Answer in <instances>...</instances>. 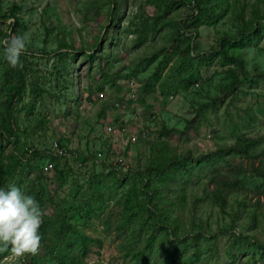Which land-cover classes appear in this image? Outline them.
Instances as JSON below:
<instances>
[{
    "label": "rangeland",
    "instance_id": "rangeland-1",
    "mask_svg": "<svg viewBox=\"0 0 264 264\" xmlns=\"http://www.w3.org/2000/svg\"><path fill=\"white\" fill-rule=\"evenodd\" d=\"M116 1L118 5L113 14L114 21L109 22L110 0H0V16L7 14L4 21L0 19V41L9 38V34H26L29 62L27 88L23 97L12 104L20 140L6 143L4 137L0 136V142L6 143L7 152L16 148L26 158L33 157V152L39 151L32 163L33 166L43 167V170L51 163L55 141L64 143L67 148L65 155L57 156V160L52 161L57 171L54 167L44 170V178L54 192L56 204L65 210L68 218L85 234L99 237L102 241L100 244L90 243L91 249L84 264H264V255L260 251L234 247L237 256L232 258L230 246L235 236L234 230L231 231L230 215L221 214L207 199L200 198L193 202L195 196L203 195L207 179L187 190L186 206L176 214L180 215V222L187 226L194 221L192 218L201 220L204 227L207 222L209 234L206 238L200 237L198 242L193 236L183 239L189 243V247L180 256L177 254L182 250L180 242L174 247L171 243L173 240L163 239L158 231L152 249L144 251L146 234L142 233L137 238V225L118 230L122 210L118 196L97 213L83 201L75 200L76 194L83 193L90 180L100 172L107 174L112 166L119 170L123 165L141 167L149 155L150 142L158 138L157 130L161 125L164 123L177 130L182 129L186 120L194 116L198 103L218 92L227 68L217 57L209 58L211 54L207 55L219 37L231 28L227 20L215 27L199 22L194 27L183 28L177 37L174 25L169 21L141 41L134 31L138 22L159 10L150 0ZM14 4L21 7L17 12L20 24L15 32L9 26V10ZM192 11L193 7L185 2L173 4L165 19H187ZM185 37L194 40L195 54L201 55L199 67L202 76L199 84L188 90L177 89L164 96L159 90L145 93L143 85L162 57V50L174 46L178 41H187ZM63 41L72 45L73 52L68 48L70 52L66 51L67 54L61 56L59 52L65 50L60 47ZM95 45L97 48L94 50ZM97 49L95 58L88 57V52ZM205 53L206 57L203 55ZM241 53L250 74L258 71L264 73V39L257 46L241 47ZM2 56L0 46V60ZM2 69L0 62V71ZM163 75L171 79L170 66ZM250 88L262 94L253 97L248 94L235 105L231 104L229 109L234 120H239L238 114L245 115L244 108L248 106L256 116L240 131L249 135H264V78L261 77ZM132 91L134 96H131ZM138 97H142L143 102ZM2 99L5 96L0 97V105ZM225 104L222 103L217 114L212 113L213 125L202 120L196 129L179 134L175 131L169 137L170 143L178 149L191 147L200 151L214 148L219 143L234 142L238 132H231L225 124ZM3 108L6 109V106ZM116 117L126 130L108 133V124L119 127L118 122L114 121ZM142 129H145L146 135L139 133L137 136L142 143L135 140L130 142L131 134ZM90 151L98 155L99 166L95 165V159H91ZM99 152H102V156H99ZM84 157L90 159L85 161ZM233 162H242L249 168L246 160L236 157ZM38 175L39 170L26 175L22 190L26 191L33 182H37ZM243 183L247 188L249 204L259 198V220L253 227L247 226L248 223L252 224V220L243 212L234 229L237 233L254 234L264 242V222L260 214L264 211L262 180L248 172L243 177ZM258 187L261 188L258 190ZM173 195L170 196L174 198ZM54 207L46 205V209ZM134 238L136 242L132 243ZM192 254H199L198 259H193ZM43 255L44 251L39 254V264H51L48 259L44 260ZM2 259L0 264H8ZM16 262L13 264H18Z\"/></svg>",
    "mask_w": 264,
    "mask_h": 264
},
{
    "label": "trees",
    "instance_id": "trees-1",
    "mask_svg": "<svg viewBox=\"0 0 264 264\" xmlns=\"http://www.w3.org/2000/svg\"><path fill=\"white\" fill-rule=\"evenodd\" d=\"M110 1L112 6L108 20L113 22V14L117 9L118 2ZM150 1L159 11L150 17H142L138 22L134 31L141 41L169 21L174 25L175 37L181 35L183 28L194 27L199 22L214 27L224 20L229 22L231 28L219 37L211 52L207 53V55L211 54L209 58L217 57L222 66H227L223 72L224 78L218 86V92L198 103L194 116L186 120L182 129L177 130L164 123L161 125L157 130L158 138L150 142L149 155L141 167L130 168L123 165L119 170L116 166L113 167L112 164H109L112 166L109 173L100 172L93 180H90L83 193L76 194L75 200L83 201V204L94 209L97 213L103 210L107 202L118 196V201L122 205L121 222L117 225L118 230L133 228L137 225V238L142 233L146 234L143 244L144 251L152 249L155 233L158 231L163 239L173 240L171 243L174 247L178 241L180 242L182 250L180 249V252L177 253L180 256L189 247V243L183 239L193 236L198 242L200 237L206 238L209 234L207 222L204 227L201 220L195 221L192 218L194 221L187 226L180 222V215L176 214L186 206L187 190L207 179L208 182L203 187V195L195 196L193 202L200 198L207 199L212 206L218 208L221 214L230 215L231 231L234 230L235 236L230 246L232 258L237 256L234 247L242 250L249 249L252 252L260 251L264 255L263 241L258 240L254 234L237 233L234 229L243 212L247 214L249 220H252V224L248 223L247 226L253 227L259 220L257 212L259 198L254 203H248L247 188L243 183V177L248 172H252L254 176L262 180L264 192V135H249L240 131L256 116L248 106L244 108L245 115L238 114L239 120H234L233 113L229 109L231 104L235 105V102L248 94L252 97L262 94L251 90L250 85L257 83L261 77L264 78V73L258 71L253 75L250 74L241 53V47L257 46L264 39V0H192L193 3L191 0ZM182 2L193 7L192 15L183 20L165 19L171 6ZM20 8L18 4H14L9 10L11 19L9 26L13 32L17 31L20 24V16L17 14ZM6 18L7 14L0 16L2 21ZM185 39L187 41H178L174 46L162 50V57L143 85L145 93L159 90L160 94L164 96L174 93L177 89L188 90L199 84L202 76L199 67L201 55L195 54L194 40L188 37ZM182 42L185 43L180 46ZM0 46L3 50V45ZM60 47L65 49L59 52L61 56L66 55V51L69 49L72 51V45L70 46L64 41L61 42ZM96 48L95 45L94 50ZM94 50L86 51L88 57H96L95 52H98V49ZM26 53L27 51L20 56L22 68L11 67L4 59V55L0 60L3 64V69L0 71L2 73L0 75V97L5 96V99H2V105L6 106L4 109L0 105V136L4 137L6 143L8 141L17 143L20 140L12 104L17 98L23 97L28 85L26 71L29 62ZM203 55L205 56L206 53ZM174 59H176L175 62L171 63ZM168 66L172 72L171 79L168 75L165 78L163 75ZM100 88L102 89V86ZM138 100L143 102L144 99L138 97ZM224 102L226 103L225 124L230 127L231 132H238L234 136V142L219 143L214 148L200 151L191 147L178 149L177 146L170 143L169 137L175 131H178L179 134L186 133L189 129H196L202 120L213 125L212 113L217 114ZM114 121L118 122L120 126L122 125L119 118H114ZM140 131L135 135H140ZM137 139L134 142L142 143V139L139 141ZM129 140L133 142L130 137ZM6 143L0 142V188L7 187L12 183L22 188L25 176L34 170H39L37 182H33L25 192L35 197L44 212L43 222L40 226V234L43 238L40 253L44 251V260L48 259L51 264H84L91 249L90 243L99 242L100 244L102 243L101 239L85 234L68 218L65 210L56 204L54 192L44 178L43 167L33 166L32 163L40 152L34 151L33 157L26 158L23 154H19L16 148L7 152L5 150ZM59 145L65 147L64 143H59ZM112 154H114L113 151ZM97 156L94 151H90V157H93L91 159H95V165L99 166ZM236 157L248 161L249 168L242 162H233ZM89 159L84 157L85 161ZM56 160L57 155L53 151L51 163L53 164L52 161ZM102 165L105 166L104 163ZM53 167L55 170L57 169L56 164ZM124 186L126 187L120 194V190ZM172 193L174 198L170 196ZM47 204L55 207L46 209ZM78 205L80 206V203ZM260 214L264 222V211H261ZM134 232L136 233V230ZM182 241L185 243L182 244ZM135 242L136 238L132 243ZM10 254V250L0 253V259ZM38 257L39 255H32L27 258L33 264H39ZM191 257L198 259L199 254H192Z\"/></svg>",
    "mask_w": 264,
    "mask_h": 264
},
{
    "label": "clouds",
    "instance_id": "clouds-1",
    "mask_svg": "<svg viewBox=\"0 0 264 264\" xmlns=\"http://www.w3.org/2000/svg\"><path fill=\"white\" fill-rule=\"evenodd\" d=\"M28 36L12 35L0 41L3 55L13 68H22L20 56L27 49ZM44 212L34 196L12 183L0 188V253L10 250L11 257L39 255L42 248L40 226Z\"/></svg>",
    "mask_w": 264,
    "mask_h": 264
},
{
    "label": "built area",
    "instance_id": "built-area-1",
    "mask_svg": "<svg viewBox=\"0 0 264 264\" xmlns=\"http://www.w3.org/2000/svg\"><path fill=\"white\" fill-rule=\"evenodd\" d=\"M132 84L133 83L130 82V85L131 86H132ZM131 96H134V92L133 91L131 92ZM123 130H126V129H125L124 126H120V124H119V127L118 128L115 126V124H114V126L112 124H108L107 125V132L108 133H112L113 134L116 131H119L120 132V131H123ZM140 133H141L142 136H145L146 135V131L145 130H142ZM130 139L132 141L136 140L137 139V135L131 134ZM53 149H54V154L55 155H57V156L65 155L66 148L63 147V146H60L57 141H55ZM99 156H102V152H99ZM52 167H53L52 163H49L46 166H44V170L45 171H48ZM14 260H16V259L12 258L11 257V254L9 256H6V257H4L2 259V261H6V263H8V264H13V262H16ZM17 260L18 261L16 263H18V264H33L32 262L29 261V259L27 257H22V258H19ZM99 264H107V263L102 262V263H99Z\"/></svg>",
    "mask_w": 264,
    "mask_h": 264
}]
</instances>
